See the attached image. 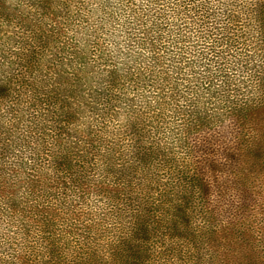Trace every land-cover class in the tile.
Returning <instances> with one entry per match:
<instances>
[{
  "label": "trees",
  "instance_id": "obj_1",
  "mask_svg": "<svg viewBox=\"0 0 264 264\" xmlns=\"http://www.w3.org/2000/svg\"><path fill=\"white\" fill-rule=\"evenodd\" d=\"M19 1L32 113L0 144V264H223V209L197 241L191 206L261 167L264 0Z\"/></svg>",
  "mask_w": 264,
  "mask_h": 264
},
{
  "label": "rangeland",
  "instance_id": "obj_2",
  "mask_svg": "<svg viewBox=\"0 0 264 264\" xmlns=\"http://www.w3.org/2000/svg\"><path fill=\"white\" fill-rule=\"evenodd\" d=\"M73 1L77 0H69V3ZM19 3V0H0V144L6 133L21 129L22 119L30 117L32 113L30 103L33 72L28 56H24L23 52L28 54L29 47L26 43H31L33 37L28 27L18 19ZM179 157L176 159L177 168L186 169L182 156ZM256 161H259L261 167H257L249 177L246 194L239 193L238 190H227L225 187L229 183L224 178L223 181L212 184L209 189L194 190L195 199L191 206L192 225L196 227L194 240L205 239L204 234H197L198 227L205 226L200 224L203 223V217H206L205 210L212 213L213 208L215 211L223 209V251L217 242L223 252L219 258L223 260V264L228 260L232 261L234 257L242 260L240 264H264V156ZM160 177L162 183L168 182L167 175ZM221 183L223 193L220 195L216 185ZM213 216L212 226L215 225V214ZM240 218L243 223L231 231L230 223L239 222ZM81 221L88 222L86 217L81 218ZM60 222L57 223L61 224ZM68 238L73 244L77 242L74 234L68 235ZM205 249L210 252L208 246ZM159 262L161 261L158 259L154 260L155 264ZM190 263L195 264V261L191 259Z\"/></svg>",
  "mask_w": 264,
  "mask_h": 264
}]
</instances>
